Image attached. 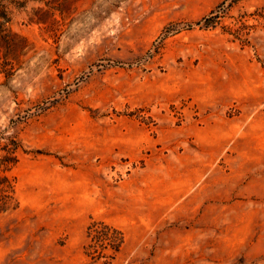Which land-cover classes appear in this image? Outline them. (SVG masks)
I'll return each instance as SVG.
<instances>
[{
  "label": "rangeland",
  "instance_id": "374dc122",
  "mask_svg": "<svg viewBox=\"0 0 264 264\" xmlns=\"http://www.w3.org/2000/svg\"><path fill=\"white\" fill-rule=\"evenodd\" d=\"M7 6L0 264H264V0ZM95 219L124 233L106 263Z\"/></svg>",
  "mask_w": 264,
  "mask_h": 264
},
{
  "label": "trees",
  "instance_id": "16d2710c",
  "mask_svg": "<svg viewBox=\"0 0 264 264\" xmlns=\"http://www.w3.org/2000/svg\"><path fill=\"white\" fill-rule=\"evenodd\" d=\"M28 1L46 0H0V47L4 50L2 56L8 58L9 53H14L19 48V40L9 29L11 19L9 6L23 7ZM23 43V40H22ZM20 42V44H22ZM0 57V59H1ZM18 142L0 157V213L15 209L19 205L16 197V180L7 173L17 162L15 154ZM87 241L83 248L87 256L95 260L109 262L120 252L124 244V233L118 226L104 221L92 220L86 229Z\"/></svg>",
  "mask_w": 264,
  "mask_h": 264
}]
</instances>
